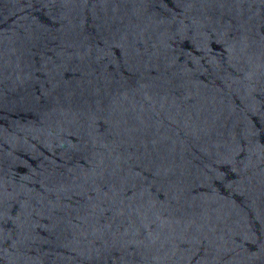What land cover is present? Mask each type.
<instances>
[{
    "label": "water",
    "instance_id": "obj_1",
    "mask_svg": "<svg viewBox=\"0 0 264 264\" xmlns=\"http://www.w3.org/2000/svg\"><path fill=\"white\" fill-rule=\"evenodd\" d=\"M0 264H264V0H0Z\"/></svg>",
    "mask_w": 264,
    "mask_h": 264
}]
</instances>
